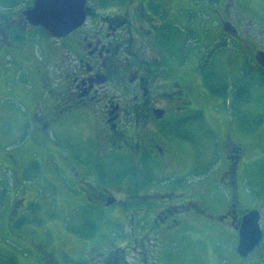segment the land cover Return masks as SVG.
I'll list each match as a JSON object with an SVG mask.
<instances>
[{
  "label": "flooded vegetation",
  "instance_id": "1",
  "mask_svg": "<svg viewBox=\"0 0 264 264\" xmlns=\"http://www.w3.org/2000/svg\"><path fill=\"white\" fill-rule=\"evenodd\" d=\"M34 2L0 0V64L16 70L24 137L0 178L1 261L264 264V151L240 138L233 93L214 96L227 111L213 106L214 158L198 159L210 129L204 143L186 130L213 99L203 73L224 79L209 62L250 37L241 0H84L83 20L59 35L27 18ZM251 209L260 237L242 256Z\"/></svg>",
  "mask_w": 264,
  "mask_h": 264
},
{
  "label": "rangeland",
  "instance_id": "2",
  "mask_svg": "<svg viewBox=\"0 0 264 264\" xmlns=\"http://www.w3.org/2000/svg\"><path fill=\"white\" fill-rule=\"evenodd\" d=\"M241 3L244 5L243 21L247 28L250 29V37L244 40L243 49L239 50L238 53H236L232 48L231 40H229L224 51L219 52L214 57L213 62H208L212 66L215 73H217L216 77L224 76V81L228 83L230 88L235 82H247L250 89L249 99H246L239 105V111L243 114L240 124H244V127H242L243 136L240 135V138H244L245 140L254 139L256 144H253L251 149L252 152L254 151L258 153L264 151L262 147L263 141L261 140V137H251V132L258 127L251 128V126H253L252 123L255 119L264 117V85L259 84L257 72L260 70V65L257 63L253 55L257 48L264 49V0H241ZM12 67L13 64L10 57L4 63L0 64V78H2L1 73H4L5 76L10 75L7 79L9 86L8 89L10 92L8 91V97H4V99L0 102V178H7L10 173L9 168L7 169V161H12L10 154L15 153L17 150H21V144L23 143L22 140H24L23 133L18 126V121L16 120V113L19 107L13 99L12 87L14 85V81H17V79L15 78L16 70H13ZM196 79L198 82H201V76H199V74H197ZM199 84L205 92H208L210 96H213L212 100L207 101L206 110H204V116L207 123L206 121L203 122L199 120L196 124L194 122H190L188 123L186 130L188 132L196 130L198 139L204 143L205 137L207 136L206 130L210 129L209 139L211 144L209 146L207 145V148H203L200 153L198 151V159L201 157L206 161H210L214 158L215 152L214 150L212 151V148H214L216 143L213 133L215 129L211 127L212 125L214 126V119L218 114H216L214 108L217 107L218 110L222 109L221 112H224L223 110L226 111V107L218 100H215L217 97L215 98V95L210 93L204 84ZM198 98L201 99L200 96H198ZM196 101L199 103L198 100ZM227 110L232 112L230 111V106L227 107ZM257 129L259 130L258 135L264 134V119L261 121ZM259 161H261V159H259ZM259 161L257 162V165H259ZM250 174L251 173L249 172V175ZM225 239L228 242V256L225 257V259H229L228 263H230L236 259V255L233 251L231 235L228 239ZM0 264H4L1 259Z\"/></svg>",
  "mask_w": 264,
  "mask_h": 264
},
{
  "label": "water",
  "instance_id": "3",
  "mask_svg": "<svg viewBox=\"0 0 264 264\" xmlns=\"http://www.w3.org/2000/svg\"><path fill=\"white\" fill-rule=\"evenodd\" d=\"M83 3L84 0H35L34 5L24 13L32 23L41 24L49 33L59 35L83 20ZM258 60L264 64L263 51L259 52ZM258 218L259 214L255 209L249 210L243 216L236 246L237 253L242 256L258 242Z\"/></svg>",
  "mask_w": 264,
  "mask_h": 264
},
{
  "label": "trees",
  "instance_id": "4",
  "mask_svg": "<svg viewBox=\"0 0 264 264\" xmlns=\"http://www.w3.org/2000/svg\"><path fill=\"white\" fill-rule=\"evenodd\" d=\"M205 79H206V87L208 88V90L213 94V95H217V96H225L228 92V83L226 81H224L223 79L221 80H214V76L215 74L211 71H209L208 73H203ZM213 76V77H212ZM258 78H259V84L260 85H264V68H261L258 71ZM215 82V83H212ZM249 87L247 82L242 83L240 81V83H234L233 87H232V97L234 99V105H237L239 103H241L242 101L244 102L246 99L248 100L249 98ZM263 119V117H259L258 119H255V121L252 123L253 126L251 128H255Z\"/></svg>",
  "mask_w": 264,
  "mask_h": 264
},
{
  "label": "crops",
  "instance_id": "5",
  "mask_svg": "<svg viewBox=\"0 0 264 264\" xmlns=\"http://www.w3.org/2000/svg\"><path fill=\"white\" fill-rule=\"evenodd\" d=\"M2 158H3V156H2Z\"/></svg>",
  "mask_w": 264,
  "mask_h": 264
}]
</instances>
